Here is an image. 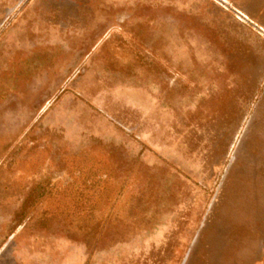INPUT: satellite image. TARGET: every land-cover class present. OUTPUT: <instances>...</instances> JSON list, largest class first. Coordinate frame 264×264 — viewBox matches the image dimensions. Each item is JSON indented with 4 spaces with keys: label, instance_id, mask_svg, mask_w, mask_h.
Here are the masks:
<instances>
[{
    "label": "rangeland",
    "instance_id": "1",
    "mask_svg": "<svg viewBox=\"0 0 264 264\" xmlns=\"http://www.w3.org/2000/svg\"><path fill=\"white\" fill-rule=\"evenodd\" d=\"M228 0H0V264H264V36Z\"/></svg>",
    "mask_w": 264,
    "mask_h": 264
},
{
    "label": "crops",
    "instance_id": "2",
    "mask_svg": "<svg viewBox=\"0 0 264 264\" xmlns=\"http://www.w3.org/2000/svg\"><path fill=\"white\" fill-rule=\"evenodd\" d=\"M231 7L246 16V20L254 24L257 30L264 36V0H228ZM240 16V17H242ZM243 18V17H242ZM264 94V88H263ZM264 113V103L257 101V113Z\"/></svg>",
    "mask_w": 264,
    "mask_h": 264
}]
</instances>
